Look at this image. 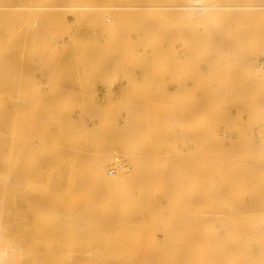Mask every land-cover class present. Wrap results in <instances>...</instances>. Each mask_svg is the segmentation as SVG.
<instances>
[{"label": "bare ground", "instance_id": "bare-ground-1", "mask_svg": "<svg viewBox=\"0 0 264 264\" xmlns=\"http://www.w3.org/2000/svg\"><path fill=\"white\" fill-rule=\"evenodd\" d=\"M24 1H27L25 2V5H20V4L13 5V4H4L6 0H0V9L8 8L10 10L8 11V14H13L15 16V21H13V19H10L11 17L9 18V16L11 15L7 16V18L10 20L9 27L5 25L8 22L7 19L0 20V27L1 29H3V31L0 33V84L4 86L9 85L15 87V88H9L10 90L12 89L15 92V95L12 96L9 102L10 108H9L8 116L10 118L9 121L10 126L8 128L3 127L4 114L2 113L3 110L2 104L4 102V99L3 97H1L2 95H0V117L2 116L0 120V141H1L0 142V264H149V263L151 264L150 261H152L153 256L155 257V255L153 254L151 260H149L150 259L149 254H147L148 256L147 255L145 256V254L147 253V249L149 248V247L147 248L146 245H145L146 252L144 251L142 253L144 254L145 257L141 256L140 254L139 257L136 255L138 258H140L139 260H143L144 258L145 260L143 261L145 263L144 262L133 263V261H131L130 259L125 258L127 256L130 257L129 255L130 252L132 251H130L129 254H125L123 250H120L121 245L119 242H117V240L119 241V239H114V237H117L116 235L117 229L115 231L116 236L114 235V231H112L113 234L109 235V233H111V230L115 229L114 227L116 226L117 228L120 227L114 224L115 220H113V225L115 226L113 227V229L110 228V230H108L110 227L107 226L108 224L102 223L103 228L105 225L108 227V228L105 227L103 229V232L104 230L109 231L107 233L109 236L112 235L114 236L113 240H115V244L119 243V246L118 244L114 245L115 246L114 251L116 252L122 251V253L120 252L122 256L123 255L124 256L127 255V256L122 257L118 260L114 256H103L104 254H107L109 252L107 248H106L107 252L104 249L105 248L104 241L101 242L102 240H104V238L102 239L100 235V231H101L100 228H99L100 231L98 230L99 233L96 230L99 236L98 237L96 235L98 237L97 238L95 236V234L97 233L96 232L95 234L93 233L95 227L92 228V226L88 225L90 220L88 219L89 214H87L86 216H83V213L82 216L76 215V213H78L77 208L81 209V212L83 210L82 207L81 208L78 207L80 201L76 199V197L78 196L77 193L80 195L79 191L77 192V185L81 187L80 192L82 193V196H86V198L89 197L88 198L89 204H90V200H93L94 198V197L93 198L90 197L95 196L96 195L94 194L95 192L98 193L100 197H101L100 193H103L104 195L108 193L107 196L111 195L110 192H116L113 193L112 196H114V194L117 193H119V195L120 194L122 195L123 192L129 194L130 193L128 192L129 186L128 188L125 187L126 190L128 191H126L125 188H123L122 193H120L121 191H118L122 189V186L125 185V183L128 184V182H126L125 179L127 176L126 172L128 166L129 164H132V166L135 167L134 169L135 172H137L139 171L138 170L139 167L142 168V166L146 163L145 162L146 160L144 161L142 160L144 163L142 161L140 162L141 160L140 158L139 161L138 158L135 161L130 160L133 158L132 153L130 151L131 148L128 149L129 151H127V154L125 155L126 160L123 161L121 164L120 163L116 164V158H113L112 156L108 157L107 155L102 156L99 153L95 154L96 156L94 155L95 159L92 161L86 160L87 161L86 162V161H81V159L78 160L77 158L79 156H77L76 154H81L80 152L81 149L76 148L73 145L78 146L79 142H82L83 136L81 138L78 137L77 131L74 130L73 127L68 128L67 130H63L64 132H58L57 134L54 135H52L51 132L50 134H48L42 128L41 120L44 121L52 118L51 120L54 121V123L59 124L60 120L58 115L56 114L59 109V105H57L54 100H49V99L45 100V98L43 97L35 98L33 96L32 97L30 96L31 94L30 87L35 96L34 92L39 90L38 89L39 82L37 80L38 77L36 76L35 72L32 73L30 78L29 71L27 68L29 63L35 62L41 68L53 63H58L60 59H62L64 56L62 55L61 58V55L57 54V50H59L60 48L58 43L59 40L57 41V38L58 39L60 38L63 44H66L65 43L66 37L69 38L68 40L69 42H73L74 40L77 39L79 42L83 43V46L85 48L90 40V38L86 35L89 34L92 36L93 31L88 30L86 31V35H83L82 28H80V31L77 29V26L80 27V24H75V22L73 26L76 27L73 26L64 27V28L62 27V19L61 17L60 19L57 17L61 15L62 6L60 3H62L63 0H37L39 2H35V0H24ZM104 1L111 3L109 4V6L110 5L113 6L112 5L113 0H104ZM260 1L261 0H256L254 3L250 2L244 7H247L248 12L251 14L254 15L264 14V2H260ZM37 4H39V8L35 9ZM125 5L126 4H124V6ZM129 5L130 7L131 6L140 7L139 5H135V6L131 4ZM129 5L127 4L128 7ZM109 6L107 7L109 8ZM116 6L122 7L123 4L122 5L114 4V7ZM16 7L17 8L25 7V10H22L21 12H15L12 9ZM95 7L97 6L96 5L81 6V8L83 9L82 17L83 18L85 16L87 17L89 16V14L98 16V13L100 11L96 10ZM118 7L116 8L120 9ZM191 7L199 8L201 6L192 5ZM89 8L91 9L89 10ZM93 8L94 10H92ZM148 8L153 10L155 9L162 10L165 8V6L161 4H154L149 6ZM129 11H125V12L127 13L129 12V15H131V10ZM119 12L122 14L121 9L119 10ZM133 12L134 11H132V13ZM121 17H119V19ZM125 17L132 19L131 18L132 15L131 17L130 16H125ZM116 19L111 18L110 20L116 23ZM107 20L109 21V19ZM126 22L125 20L123 22H118V26H114L115 29L109 26L106 27L104 26L106 29L105 28L102 29L100 33V36L103 37L101 43L89 49L86 52L88 54L83 53L85 52V49L81 50L82 55H79L80 57H78L77 59H72L71 62L73 61L77 62L78 60H79L78 62L88 61V58L85 56L90 55V53H93V50L96 49L97 52L93 53L90 56L89 58L90 61L100 62L104 60L105 57H108L112 54H115L120 51L125 52L124 51L125 48L123 47L124 46L126 47V45L129 43L126 42V40L129 41V39H131V36L129 38L128 34L126 33L128 31L131 32L129 33L131 35L133 33V31L129 28L130 24L128 25ZM114 23H112V25L110 23V25L113 26ZM132 26L134 27V25ZM139 28L141 29V27ZM69 29H72L74 31V34H71ZM116 29H121L122 31L124 30L123 32L121 31V33L125 34L123 36L124 37L127 36V39L124 38L122 40V38H119L118 34L116 33L117 31L114 32ZM112 34L115 37H112L113 36ZM229 35L231 34H228V37ZM214 36L216 40H213L211 44L207 46H202V58L199 59L200 65L205 67V70L208 71L207 72L208 102L206 106L207 108L209 107L210 110L206 112L202 111L198 115L197 113L195 114V112H192L191 114L188 115L185 122L187 132H189V135L186 134V139H187V144L190 146V151H189L188 159L186 158L187 161L185 162V164L183 162L184 166L181 163L182 165L181 167L183 169L185 167V171H186V166L189 163L188 166L190 170L187 171H189L190 174L188 172L189 174L188 176V174L187 175L183 174L184 172L181 173L183 175H186L187 178L186 179L185 177H182L183 180L186 179V184H184L185 182H183V180L182 183L186 186V191H188V193L187 192L186 193L188 195L185 193V191H183L182 193L180 192L179 195L182 194L181 196H183V198L181 197V199L180 198L178 199H180L179 203L180 205H182L181 200H184L185 202V200H187L186 196L187 197L189 196L191 198L188 199L189 205H187L186 203L188 208L187 207L185 208V209H189V211L188 210L185 211L186 212L185 216L186 215L191 216L189 220L187 219L188 220L187 222H189V224L185 222L187 223L186 226L190 227L191 231L187 232L189 231L188 229L185 232L184 230L187 236L182 231L184 234V235L181 234L182 241L187 239L188 247L186 246V249L182 250L183 251L182 253L181 251L179 252L180 253L179 255L182 258L179 261V263L176 264H188V260L196 256L199 257L209 256L210 258L217 259L219 261L217 264H264V83L263 81L262 82L257 81V83L253 81L254 75L257 73L259 75V76L257 75V77H260L262 73L261 70L264 68V67L256 66L255 61L253 59L255 55L264 53V31L261 33H258L256 30H253L251 32H246L244 34L241 32H236L235 34L232 33V37H233L232 45H224L225 39L220 37L219 32ZM211 37L212 34H208V33L200 35L201 40H207ZM119 40H122L123 44L125 45L122 46L119 45V43H115L116 41ZM140 40L144 41L143 39ZM112 43H114V46L118 44V46L115 48L116 51L110 49L111 45L113 47ZM214 46L219 47L217 56L215 58L210 57V54L213 51L212 48ZM127 51L125 53H122V57L124 56V54L126 56L121 58L124 60L125 58H130L131 60H135L131 58L129 54L131 53V55L133 56L136 50L134 51V53L133 51L131 52V50L130 53L129 50ZM146 52H147L146 50H141V62L144 64L161 63L168 65L174 62L175 60L174 56L169 55L171 50H169V52L168 51L165 52V50H163L162 53L163 52L164 53L161 57L146 56ZM127 54L129 55L128 57ZM231 54H234V56L231 58L228 57ZM135 57H137V55ZM137 63H138V57H137ZM227 64H232V66L236 65L239 69V75L241 74V76L245 78L246 83L242 84V87L240 86V94L249 95L250 105H251L250 109L245 108L247 110L245 113L228 114V113L219 112L220 110L219 80H218L217 72L212 69H218L219 67ZM41 72L42 71H40V74ZM250 81H253V83H249ZM142 98L143 97H141V99ZM148 98L150 97H148L147 95V99ZM150 102L154 103V100L152 99ZM148 106L149 105H146V108H149ZM54 107H56L57 109L56 112L54 110ZM153 109L157 110V108H153ZM152 110L149 111V113H151ZM165 110H161L162 113H159L160 110L158 112L153 110L154 111L152 112L153 116L151 115L152 119L155 120V122H151L153 123V125H155V128L152 126V130H156L155 132L156 136L159 135L160 132L159 137L162 135L161 131L166 132L168 131V128H170L171 130L173 129L172 133L175 131L173 122L176 120L171 121V127L169 125V118L170 120H172V118L175 119V117L172 114H171L172 116L171 115L167 116L169 112L167 111L168 114H166L167 112ZM141 111L138 113V119L140 118L141 122H143V118H141V116H143L145 120L148 118L151 121V117L150 118L149 116L147 117V115H149L148 112L146 111V117H145L144 116L145 114L143 115V113L145 112L142 111L143 112L142 113ZM163 112L165 113V115H163ZM140 113H142L141 116ZM135 116L137 118V114ZM176 116L180 117L179 121H176V123L174 122L175 125L177 126L176 127L177 129L182 124V123L179 124L182 118L179 115ZM27 117H30L31 120L30 126L27 124ZM163 117L165 118L164 121H163ZM166 117L168 119H166ZM148 119H147L148 123H145L146 121L144 120V124H146L145 129H147L146 127L150 125V132H151L152 124L150 123V121H148ZM22 120H24V123L22 122ZM134 120L136 119L134 118ZM201 121L204 122L203 123L204 125L201 129H197V124ZM140 130H142V127H140ZM140 130L136 131L138 132V135ZM133 131L135 132V130ZM178 131L179 130H176V132ZM134 132L131 131L130 133L128 131V133L131 135H134L135 134ZM253 132L259 133L260 135L259 143H256L254 141ZM129 134L127 136L128 138H129ZM163 135L162 138L160 137V140H165ZM166 135L168 136L167 132L165 136ZM8 136H10L12 139L13 147L12 146L7 147V144H5ZM150 137L149 139L151 140ZM158 138L157 141L155 139V145H157L156 143L158 142ZM174 138H176V136ZM23 139L26 141V145H24L25 151L23 150L24 151L23 154H25V159L19 160L20 156L22 157L23 155L20 154V156L16 160L13 153L19 149H23ZM141 146H143V144ZM178 151H179L178 152L179 155H181L180 150ZM73 156L74 159H71ZM91 156H93V154ZM127 157L130 159L128 160ZM135 157H138V155L134 156V159ZM109 162L110 163L114 162L112 164L114 166V170H117L116 178H111L108 175V172L106 170V165L109 164ZM22 164L24 165L23 173L20 167V165ZM179 166L180 163L178 164V166L176 164V166L174 167L175 168L174 172L176 171V168L181 169V167ZM180 169L178 172H180ZM155 174H156V169H155ZM178 174L180 175V173H177V175L174 173L173 175L178 176ZM158 175L157 176L155 175L154 178H157ZM150 176H148L147 179L149 180V182H150L149 179ZM166 178H171V177H166ZM173 178L174 177L172 176V179ZM22 179L24 183H21ZM139 179L138 181H140ZM174 181L175 183L177 182L176 180ZM151 183L152 182H150L149 185H151ZM156 183L157 186H159V183L161 184V179L159 183L158 182ZM140 184L143 183L140 182ZM149 185L147 184V186ZM154 186L156 187L155 183ZM173 186L174 185H172V187ZM161 187H162L161 185L159 186V188L156 187V189L159 192V195H162V193H164V190L162 193H160ZM155 191L153 190V194H151L152 191L150 190L151 193H149L148 199L150 198L151 195L155 194L154 196H151L150 201L154 197V202L157 205L158 200L155 199L157 198L156 196L157 192ZM169 191H172V189H169ZM23 193H25V195H28L29 197L27 203L25 202L27 205V207L25 208H27L26 211L28 213V217L27 216L23 217L25 215L22 216L21 214V212L23 211L22 209L24 207H22L23 205L21 206L20 204L21 203L20 197L21 194L23 196ZM126 193H124L123 196H125ZM98 194L96 195L97 198L99 197ZM170 194L174 195L173 193L169 192V195ZM184 194H185V198H184ZM119 195L117 194L116 197L117 196L119 197ZM163 195H164L163 197L166 196L165 193ZM172 195L171 197H173ZM132 196H130L129 194L128 197V195L126 194L125 197L131 198ZM13 197L15 200H13ZM24 197L27 198V196H23L22 199H24ZM106 197L105 199H108L110 196L108 198ZM173 199L170 200L171 202L167 200L169 207L168 204L166 205L168 208H170ZM124 200L123 203L125 202ZM129 200L126 201V204L129 206L127 210L128 209L130 210V205L132 206V200H137V197L136 198L134 197V199L130 200L131 203ZM145 200H146L145 198L142 200L139 197V205L141 203V206H143L142 209H144L141 211L142 213H139V211L138 212L136 211L137 213L134 212L136 209L133 210V208L135 207L137 208V206L140 208V206L137 203L134 205L136 201L135 202L133 201V206H132L133 211L132 210H130V212L128 211V214L133 212L135 217L136 215L138 217L139 216L138 214L142 215V217H144V220L143 218L141 220L144 221L142 222V224L144 225V223L145 224L147 223V219L145 218V216H143L144 214L143 211L148 212L146 207L147 205L149 206L150 204L149 207L153 206L152 209L154 210L155 207L156 210L153 212L152 209L149 210L151 211V213H153L149 215L150 216L153 215L154 217V214H157L156 216L158 218L160 215L161 217H163V219L160 218V222L161 224H163L162 221H164V218L166 217V216L164 217L163 213L160 212L161 210L160 208L163 205L162 204L160 205V203L158 202L159 206L157 208V206L153 204L154 202L151 203L146 200L147 201L146 204L144 202ZM83 201L84 200H82V202ZM175 201L178 202L177 199ZM82 202L80 206L82 205ZM114 204L115 202L113 203L111 200L110 206H112V208ZM143 204H146L145 207ZM93 205L96 206L95 204ZM93 205L91 203V208L93 207ZM107 205H109V203H107ZM115 205H117V203ZM149 207L148 209H150ZM112 208H110L111 211H113ZM139 208H137V210ZM107 209H109V206ZM139 210H141V208ZM162 210L163 212L165 211V209L163 208ZM174 210H176V208ZM90 211H91L90 208L86 210V212H90ZM114 211H116V209H114ZM156 211L159 212L157 213ZM171 211L173 210L171 209ZM119 212H120V208H119ZM111 213L112 212H110V215ZM116 213L117 215L120 214V213L118 214V212ZM178 214L180 215V211H178ZM178 214L176 213L175 215L177 219L179 216ZM117 215L115 216V212H114V219L115 217L116 219L119 217V216L117 217ZM109 216L108 214L106 215L107 218ZM127 217H130V220L131 219L133 220V214L132 215L129 214ZM155 218L153 219L152 217H150V220L153 219L157 224V222L159 221L157 220L158 218L156 219ZM170 218H168V221H170ZM126 220H128V218ZM130 220H128L129 224L127 226L132 227L134 224L133 223L134 220L131 223ZM22 221L23 224L19 225V222ZM135 223H137V221H135ZM138 223H140L139 218H138ZM138 223L135 225H138ZM149 224L145 226L146 227L148 226V228L150 226V229H152L153 231L155 230L154 232L151 233L152 235L153 233L155 235V232L156 233L160 231L165 232V230H167L168 228L169 230L167 231L168 234H170V227L174 225V224H169L168 222L167 224L164 223V225H166L165 226L166 229L161 230L158 227L156 228L154 227L157 225L153 224L154 227L153 229L151 225L152 223L150 225ZM125 227L126 226H124L122 229H124ZM121 228L119 229L121 230ZM137 228L140 227H135V229L133 228L134 229L133 233L136 231ZM173 228H175V226H173ZM178 228L176 232L178 231V235H179L180 230ZM181 229L183 230L182 227ZM107 233H101V234H103V237L105 234L106 237L108 236ZM86 234H88V236H86ZM93 235L95 236L96 241L92 240ZM119 235H121L122 237V232L119 233ZM138 235L136 236V238L138 237ZM149 235L150 233H148V237ZM152 235H150L151 238L148 239L149 242L150 240L151 241L154 240L155 243H157L156 242L157 239L155 237H152ZM124 236L122 238H124ZM85 237L86 238L92 237V239L89 238L90 241L88 239V244L91 245V247L88 245L90 248L89 247L87 248L89 249H91L92 246L95 243H97L99 238L101 237L100 245H98V243L96 245L100 246L99 249H102L101 246L103 245L104 247L103 255L97 254L96 256H94L95 255L94 252L96 250L98 251V247L96 248V250H94L95 249L94 247L93 249L94 251L88 249L85 250V253H89L90 256L88 255L87 257H85V255H82L81 257L80 256L75 257V253L77 251H82V249H85V245L87 246V242H85L86 241ZM168 237L169 240L170 238L172 239L171 240L172 245H173V240L175 239L181 240L179 236H176L175 238V233L174 232L172 233V230H171V235H168ZM106 238L108 239V237ZM125 238L127 240V236H125ZM128 238L129 240L128 242L127 241L126 242L129 245L130 237ZM107 239H105V241ZM28 240L31 241V243L28 242L31 245L27 244ZM122 240L123 239H120L121 242ZM176 240L174 241V245L176 244V246L173 248L174 250L175 248H177ZM146 242L147 239H145L144 242L142 243L145 244ZM189 243L191 244L189 245ZM112 244L114 243L112 242ZM153 245L154 243H152V245L151 243H148V246H150L151 248L153 247ZM124 246L127 247V245L125 244ZM132 246L133 245L127 247L126 252L128 251V248L130 249V247ZM112 247L109 249L113 251L114 248L112 249ZM118 248L119 250H117ZM151 248L149 249L151 250ZM122 249H124L123 246ZM149 249L148 251H150ZM154 249L156 250V246ZM134 251L136 250L134 249ZM152 251L153 249L151 250V252ZM154 251L152 253H154ZM61 253L63 254L65 253L63 258L62 257L60 258ZM98 253H100V251ZM176 253L178 254L177 251L174 252V254ZM121 254L119 255L121 256ZM162 256L157 257V259H155L154 261L155 263L153 264H174V260H175L173 259L174 257L168 255L167 257H162ZM146 257L147 258L149 257L148 259L149 262L146 259ZM80 258H84V260L81 259L80 261L79 260Z\"/></svg>", "mask_w": 264, "mask_h": 264}, {"label": "rangeland", "instance_id": "rangeland-1", "mask_svg": "<svg viewBox=\"0 0 264 264\" xmlns=\"http://www.w3.org/2000/svg\"><path fill=\"white\" fill-rule=\"evenodd\" d=\"M255 1L256 0H113V2H112L113 6L110 5L111 7L109 6V4H111V3L106 2L104 0H65V2L63 0V2L60 3L62 6L61 7V15L58 16L57 18L60 19V17H61L63 28L64 27H70V26L72 27L74 22H75V24H80V27L77 26V29L80 31V28H82L83 35H86V31H88V30L93 31V33H92L93 35L92 36L89 34L86 35L90 38V40L88 42V45L85 48L83 46V43L79 42L77 39L74 40L73 41L74 43H73V42H69L68 41L69 38L66 37V40H65L66 44H63L62 41L60 40V38L59 39L57 38V41L59 40L58 43L60 46L59 50H57V54L61 55V58H62V55L64 56L62 59H60V61L58 63H53V64H50L48 66L42 67V68L40 66H38L35 62L29 63L27 68L29 71L30 78H31L32 73L35 72L36 76L38 77L37 80L39 82V88H38L39 90L34 92L35 96L32 92L31 87L29 86L30 87V93H31L30 96L31 97L33 96L35 98H40V97L42 98L43 97V98H45V100L46 99L54 100L56 102V104L59 105L58 111H57L56 107H54V110H55V112L57 111L56 114L59 117L60 123L59 124L54 123V121L51 120L52 118L44 120V121L41 120L42 128L48 134H50V132H51L52 135H54V134H57L58 132H64L63 130H67L68 128L73 127L74 130L77 131L78 137L81 138L83 136L82 142H79L78 146L73 145L74 147L81 149V150L79 149L81 154H76L77 156H79L77 159L78 160L81 159V161H86V160L92 161L95 159L94 155L99 153L102 156H106V155L108 157L112 156L113 158H116V164H118V163L121 164L123 161L126 160L125 155L127 154V151H129L128 150L129 148H131L130 151L132 153L133 158L130 159L127 157L128 160L130 159V160L135 161L137 158H138V161H139V158L141 159L140 162L142 160L143 161L146 160L145 161L146 163L142 166V168L139 167V169H138L139 171H137V172H135V170H134L135 167H133L132 164H129L127 172H126L127 176L125 178L126 182H128V184L125 183L126 186L123 185L124 187L122 186V189L118 190V191H121L120 193H122L123 188H125V187L128 188V186H129V188H130V189L128 188L129 191L126 190V188H125V190L130 192L129 193L130 196L133 195L131 198H128L129 194L126 192H123L122 195L121 194L119 195V193H117L119 195V197L117 196L118 198L116 197L117 194H114V196H112V194L116 193V192H110L111 193V195H109L110 197L107 196L108 193L106 195H104L103 193H100L101 194V197H100V195L95 192L94 194H96V195L98 194L99 197L97 198L96 195L91 196L90 198L94 197L95 199L93 198V200H90V204H89V202H88L89 197L86 198V196H82V193L80 192L81 187H79L77 185V192L79 191L80 195L77 193L78 196L76 197V199L80 201L78 207H80V208L82 207L83 210L81 212V209L77 208L78 213H76V215L82 216V213H83V216H86L87 214H89L88 219H90V220H89L88 225L92 226V228L95 227L94 232H93L94 234H95V232L97 233V231L100 228V230H101V231L99 230L100 235H101L102 239L104 238V240H102L101 242L104 241V247L105 248L102 245L101 246L102 249H99L100 246H98V245H100V240H101V237H100L98 242H97L98 245H96L97 243H95L92 246V248L89 249L91 247V245L88 244V239L89 238L92 239V237H87V238L85 237V239H86L85 242H87V246L85 245V249H82V251H77L78 253L77 252L75 253V257L76 256L81 257L82 255H85V257H87L89 255V253H85L86 249L94 251L98 247V251L96 250L97 252L96 251L94 252V254H95L94 256H96L97 254L103 255V253H104L103 248L105 249L106 252H107V250H106V248H107L109 253L104 254L103 256H114L118 260L122 257L127 256V255L122 256V254H121L122 251H120L121 253L118 251H117L118 253L116 251H114L115 250L114 245L118 244V246H119V243H120V245H121L120 250H123V252L125 254H129L130 251L133 252V253L130 252V255H129L130 257L127 256L125 258L130 259L131 261H133V263H139V262H144L143 260H145L143 257H142L143 260H139L140 258H138L140 255L144 256V254H142V253L146 250L145 245L147 246V248L148 247L151 248L150 246H148V243H151V245H152V243H154L153 247L151 248V250L153 249V251H154L155 250L154 248L156 246V250L154 251V253H152L153 251L151 252V250L148 248L150 251H148V249H147V253L145 254V256L147 254H149V256H150V259H149V257L148 258L146 257L147 260L148 259L151 260L153 254L155 255V257L153 256L152 261H150L151 264L155 263L154 262L155 259H157V257H161L162 255H163L162 257H167V255L174 257L173 258V259H175L174 264L179 263V261L182 258L179 255L180 254L179 252L181 251V253H182L183 252L182 250L186 249V246L188 247L187 239L184 238L185 240L182 241L181 234H183L184 230H185V232L188 229H189V231H187V232L191 231L190 227L186 226L187 223L189 224V222H187V221L191 218V216H189V215L185 216V214H186L185 211H187V210L189 211V209H185V208L186 207L188 208V206H187V205H189L188 199L190 197L186 196L187 200H185V202H184V200H181L182 205H180V203H179V200L181 199V197L183 198V196H181L182 194L179 195L180 192L182 193L183 191H185V193L186 192L188 193V191H186V186L184 184H186V179H187L186 175L189 172L187 170H190V168L188 166V164H189L188 162H187L188 164L186 166L187 172L185 171V167H184V169L181 167L183 165V162L185 164V162L187 161L186 158L188 159L189 151H190V146L187 144V139H186V134L189 135V132H187L185 122H186L188 115L191 114L192 112H195V114L197 113V115H198L202 111L206 112V111L210 110V108L209 107L207 108V106H206L207 102H208L207 101V83H208L207 72L208 71L205 70V67L201 66L200 62H199V59L202 58V46H207V45L211 44V42L213 40H216V38H214L215 37L214 35L217 34L218 32L220 33V37L225 39L224 45H232V41H233L232 33L235 34L236 32H241L244 34L246 32H251L253 30H256L258 33L263 32L264 31V14H261V15L251 14L248 12L247 7H244L245 5L249 4L250 2L254 3ZM25 2H27V1H24V0H6V2L4 4L25 5ZM35 2H39V1L35 0ZM260 2H264V0H261ZM114 4L115 5H119V4L122 5L123 4L122 7H118V6H116V7L120 8L121 12L124 11V8H125V11L131 10L132 17H131V15H129L130 11L128 13L124 11L121 14L119 12L120 9H117L116 7H114ZM124 4H126V5L124 6ZM127 4L128 5L131 4L134 6L139 5L140 7H138V6L137 7L131 6L130 7V5L128 7ZM154 4L164 5L165 8L162 10L161 9L153 10V9L148 8L149 6L154 5ZM86 5H89V6L90 5H94V6L96 5L97 7L99 6L100 8L95 7L96 10L100 11L98 13V16H94L93 14H89V16H87V17L85 16L83 18L82 17V10L83 9L81 8V6H86ZM192 5L201 6V7L194 8V7H191ZM107 6H109V8ZM112 7L114 8L115 12H114ZM36 8H39V4L36 5L35 9ZM102 8H104V9H102ZM90 9L91 8H89V10ZM12 10H14L15 12H21L22 10H25V7H18V8L16 7V8H13ZM92 10H94V8ZM8 11H10L8 8L0 9V20L1 19H7L8 22L5 25L9 27L10 26V20L7 18V16L11 15V16H9V18L11 17L10 19H13V21H15V16L13 14H8ZM132 11H134V12L132 13ZM124 14H126V15H124ZM13 16H14V18H13ZM125 16H130L132 19L127 18ZM119 17H121L122 20H121V18L119 19ZM40 18H41V16H40ZM111 18L112 19L117 18L120 21H118L116 19V23H114V21L112 22L110 20ZM107 19H109L110 22ZM124 20H125V22L127 20L126 23L128 25L130 24L129 28L133 31L132 35L129 34V33H131L129 31L126 33V34H128L129 38L131 36V39L128 38L129 41H127L126 40L127 36H125V37L123 36L125 34L121 33V31H122L121 29H116L114 32L117 31L116 33L118 34L119 38H122V40L124 38H126L125 39L126 42H129L128 44L126 43L127 44L126 47L125 46L123 47L126 49V50L124 49L125 52L127 50H129V53H130V50H131V52L133 51V53H134V51L136 50L135 51L136 54L134 53L133 56L131 55V53L129 54L130 57L135 59V60H131L130 58H125V60L122 59L126 55L124 54V56L122 57V53H125V52L120 51V52L112 54L108 57H105L104 60L101 59L102 61H100V62H98V61L93 62V61H90L89 58L93 53L97 52V49L94 48L96 50H93V53L89 52L90 55L85 56L88 58V61L78 62L79 61L78 60L77 62L76 61L71 62L72 59H77L78 57H80L79 55H82L81 50L85 49V52H83V53H86L89 49H91V48L95 47L96 45H99V43H101V41L103 39V37L100 36L102 29H104L106 26H109V27L115 29L114 26H118V22H123ZM129 20H130V22H129ZM71 23H72V25H71ZM110 23H111V25H112V23H114V25L111 26ZM132 25H134V27ZM73 27H76V26H73ZM139 27H141V29ZM232 27H234V28H232ZM69 30H70L71 34H74V31L72 29H69ZM2 31H3V29H1V27H0V33ZM207 33L212 34V37L207 39V40H201L200 35L201 34H207ZM228 34H231V35H229V37H228ZM112 37H115V36L113 35ZM140 39H143L144 41H142ZM122 40H119L116 42L113 41V42L119 43V45L123 46L125 44H123ZM120 42H121V44H120ZM112 44H113V47L111 45L110 46L111 48L110 47L109 48L112 50H115V48L118 46V44H116V46H114V43H112ZM64 49H65V51H64ZM212 49H213V51L210 54V57L215 58L217 56V52L219 50V47L214 46ZM141 50L147 51L146 56H153V57H161L164 53V52L162 53L163 50H165V52H167V51L169 52V50H171L169 55L174 56L175 60H174V62H172L171 64H168V65L161 64V63L144 64L141 62ZM175 51H176V53H175ZM86 54H88V53H86ZM129 55L127 54V57ZM136 55L138 57V63H137V57H135ZM233 56H234V54H231L228 57L231 58ZM253 59L255 61L256 66L264 67V53L255 55V57H253ZM212 70L216 71L218 74L219 87H220L219 88V98H220V101H219L220 110H219V112L228 113V114H237V113H245L247 111L245 108L250 109V107H251L250 96L247 94H240V86L242 87V84H244L246 82H245V78L242 77L241 74L239 75L238 67L236 65L232 66V64H227V65L219 67L218 69H212ZM40 71H42L41 74H40ZM261 71H262V73H261L260 77H257V75H258L257 73L253 77V81H255L256 83H257V81H261V82L263 81V83H264V68ZM238 76H239V78H238ZM31 81H32V79H31ZM253 81H250L249 83H253ZM9 88H15V87L9 86V85L4 86V85L0 84V95H2L1 97H3V99H4V102L2 104V107H3L2 113L4 114V117H3L4 118V120H3L4 126L3 127H6V128H8L10 126V124H9L10 118L8 116L9 108H10L9 102H10L12 96L15 95V92L12 89L10 90ZM40 93H41V95H40ZM140 94L144 95V96H141ZM147 95L150 98L147 99ZM141 97H143V98L141 99ZM149 99H150V101L153 99L154 103L150 102ZM149 102L153 105H151ZM142 104H145V105H142ZM146 105H149L148 106L149 108H146ZM141 108H142V111H144L145 113H143L141 111ZM143 108H144V110H143ZM153 108H157V110L153 109ZM152 109L156 112H158L160 110L159 113H162L161 110L166 109L165 111L169 112V114H168V112L166 113V114H168L167 116H170L171 114L174 115L175 119L172 118V120H170V118H169L170 127H171V121H174V120L179 121L180 117H178L176 115L181 116L182 119L180 120L179 124H181V123L182 124L179 126L180 129L179 128L176 129V127H177L175 125L176 121H174L175 123L173 122V126L175 127L174 132H176V130H179V131L176 133H174V132L172 133L173 129L171 130L170 128H168V131H166L168 136L167 135L165 136V134H166L165 131H163V132L161 131L162 135L164 133L163 137L165 140H160V137L162 138V135L159 137L160 132L158 131L159 135L156 136V133H155L156 130H152V126L155 128V125H153V123H151V122H155V120L152 119V116H153L152 112H154ZM151 110H152V112L149 113V111H151ZM140 111L143 113V115L145 114L144 115L145 117H146V111H147L149 114V115H147V117L148 116H149V118L151 117V121H150V119L147 118L148 121H150V123L152 124L151 125V132H150V125H148L149 129H148V126L146 127L147 129H145V125H146V124H144L145 118L143 116H141L142 113H140V116H141V118H143V122H141L140 118L138 119V113ZM136 114H137V118L135 116ZM155 114H157V113H155ZM163 115H165L164 112H163ZM52 116H53V113H52ZM1 117H0V120H1ZM133 117L136 120H134ZM177 117H178V119H177ZM147 119L145 120L146 121L145 123H148ZM166 119H168V118L166 117ZM24 120H25V118H24ZM24 120H22L23 123H24ZM164 120H165V118L163 117V121ZM30 123H31L30 117H27V124L29 126H30ZM203 123H204L203 121L199 122L197 124V129H201L204 125ZM140 127H142V130H140ZM165 127H167V126H165ZM133 130H135V132ZM138 130H140L139 135H138V132H136ZM128 131L130 133L132 131L135 134L132 133L134 135H131L128 133ZM148 132H150V133H148ZM128 134H129V138L127 137ZM150 134H151V137H150ZM173 136L174 137L176 136V138H174ZM149 137L151 138L152 141L154 138L153 144H152V141L149 139ZM157 138H158V142L156 143L157 145H155V139L157 141ZM253 139L256 143H259L260 135L258 132H253ZM141 143L143 144V146H141L142 145ZM160 143H162V144H160ZM5 144H7V147H9V146L11 147L13 145L12 139L10 136H8ZM24 145H26V141L23 139V149H19L15 152L13 151L14 152L13 154H14L16 160L20 156V154L24 153V151H25ZM154 147H156V148H154ZM175 148H177V149H175ZM178 150H180L181 155H179ZM21 151H23V152H21ZM92 154H93V156H91ZM137 155H138V157H135V159H134V156H137ZM49 158H51V157H49ZM182 158H184V159H182ZM21 159L22 160L25 159V154H23L22 157L20 156L19 160H21ZM71 159H74V156ZM112 163H114V162H111V163L109 162V164L106 165V170L108 172V175L111 178H116L117 177V170H114V166ZM179 163H180L179 167H181V169L183 171L179 168L180 172H178L179 169L176 168V171L178 169L177 173H180V175H181L180 176L178 174V176H179L178 177V176H176L177 175L176 171L174 172V170H175L174 167L176 166V164L178 166ZM181 163H182V165H181ZM20 167H21V170L23 173L24 165L22 164V165H20ZM155 169H156V174H155ZM174 173L176 175H173ZM181 173L186 174V175H183ZM141 174H143V175H141ZM189 174H190V172H189ZM189 174H188V176H189ZM134 175H135V177H134ZM155 175L156 176L158 175V177L154 178ZM167 175H170V176H167ZM171 175L174 177L173 179H172ZM148 176H150L149 179H150V182H152L151 185H149L150 182H149V180H147ZM139 177H140V179H139ZM166 177H171V178H166ZM182 177L186 178V179H184L185 181L183 180ZM135 178L137 181L135 180ZM141 178H142V181H141ZM152 178H153V180H152ZM138 179L140 181H138ZM157 179H158V181H157ZM160 179H161V184L159 183ZM174 180H176L178 183L176 182L177 183L176 184ZM182 180H183V182H185L184 184L182 183ZM144 181H145V183H144ZM155 181L159 183V186L160 185L162 186L160 188V193H162L164 190V193L167 196V197L165 196L166 198L163 197L164 193H162V195H159V192L156 189V187L159 188V186H157V183ZM135 182H137V183H135ZM140 182H142L143 184H140ZM21 183H24L23 179H22ZM154 183L156 184V187L154 186ZM139 184H140V186H139ZM147 184L149 186H147ZM144 185H145V187H144ZM172 185H174L175 187L174 186L172 187ZM181 185H182V187H181ZM146 186H147V188H146ZM153 186L155 187L156 191H155ZM138 187H139V189H138ZM133 188H134V190H133ZM176 188L179 190H177ZM169 189H172V191H169ZM138 190H139V192H138ZM148 190H149V192H148ZM150 190L152 191V193L150 192ZM153 190L155 192H157L156 196L158 199L157 198H155V199L158 200L160 205L161 204L163 205L160 208L161 209L160 212L163 213L164 217L166 216L164 218V221H162L163 224H161V222H160V218L163 219V217H161L159 214H158L159 218L156 216L157 214H154V217H153V215H151V216L149 215V214H153V213H151V211H149L153 207V206L149 207L150 206L149 202H151V203L154 202V197L150 201L151 196L155 195V194L151 195V194H153ZM144 191H145V193H144ZM169 192L173 193L174 195H172V194L169 195ZM124 193H126L128 195V197H127L128 199L125 197L126 194H125V196H123ZM149 193H151L150 194L151 196L148 199ZM147 194H148V196H147ZM171 195L173 197L175 196L174 199H173V197H171ZM176 195H177V197H176ZM23 196H27V198L24 197V199H22ZM23 196L21 194V197H20V202H21L20 204H21V206L23 205L22 207H24L22 209L23 211L21 212V214H22V216L25 215L23 217H26V216L28 217V213L26 211L27 208H25V207H27L26 203H27L29 197H28V195H25V193H23ZM159 196L161 197V199ZM14 197H13V200H15ZM105 197L106 198L109 197V198L105 199ZM134 197L135 198L137 197V200H132V199H134ZM139 197L142 200L145 198L146 200L148 199L147 201H149L148 202L149 206L147 205V207H146L148 212L143 211L144 212L143 216H145V218L147 219V223L146 224L144 223V225L142 224V222H144L143 221L144 217H142V215H140V214H138L139 215L138 217H137V215L135 217L133 212L129 213L131 215L133 214V220L134 221L132 219L130 220V217H127L129 215L128 211L130 212V210H132L133 201L134 202L136 201L134 203V205L136 203L139 205ZM170 198L173 199V201L170 205V208H168L169 204H168L167 200L169 202H171ZM178 198H180V199H178ZM184 198H185V194H184ZM97 199H99V200H97ZM129 199L132 200V206L129 204L130 210L129 209L127 210V208H129V206L126 204V201H128ZM176 199L178 200V202L175 201ZM82 200H84V201L82 202ZM85 200L87 201V203ZM96 200H97V202H96ZM111 200L113 203L114 202H115V204L117 203V205H115V204L113 205V208H112V206H110ZM123 200L125 201L124 203H123ZM146 200L144 201L145 203L147 202ZM101 201H103V202H101ZM81 202H82V205L80 206ZM158 202H157V205L155 202L153 203L157 206V208L159 206ZM175 202H176V204H175ZM91 203H92V205L93 204L96 205V206L93 205V207H94V208L92 207L93 209L91 208ZM107 203H109V205H107ZM130 203H131V201H130ZM186 203H187V205H186ZM146 204H143L144 207ZM166 204H168V207ZM172 205H173V207H172ZM108 206H109V209H107ZM123 206H124V208H123ZM139 206H140L141 210H139L140 208L137 206V208H139V209L137 210L136 207L133 208V210L136 209L134 212L139 211V213H142L141 211L144 210V209H142L143 206H141V203ZM164 206H165V208H164ZM148 207L150 209H148ZM88 208L91 209L90 212H86V210ZM110 208H112L113 211H114V209H116V211H114L115 216L117 215L116 212H118V214L120 213L119 215H117V217L119 216L117 219H116V217L114 219V212L111 211ZM119 208H120V212H119ZM162 208L165 209L164 212H163ZM175 208H176V210H174ZM171 209L173 211H171ZM155 210H156V208L154 207V210L152 209V212ZM182 210H183V212H182ZM109 211L112 212L113 214L111 213V215H110ZM178 211H180V215L178 214ZM23 212H25V213H23ZM126 212H127V214H126ZM156 212H154V213H156ZM176 213L179 215V216L177 215L179 220L175 216ZM105 214L106 215L108 214V216L110 215L112 218L109 216L110 218L108 217L109 218L108 219ZM104 216H105V218H104ZM149 216L152 217L153 219L156 216V218H158L157 220L159 222H157V224H156V222L153 219L150 220ZM167 217L168 218L171 217L170 221L171 220L172 221L171 222L168 221ZM127 218H128V220H130V223L133 221L134 224L132 223L133 224L132 227L127 226L129 224V221L126 220ZM138 218H139L140 223H138ZM142 218H143V220H141ZM104 220H105V222H104ZM113 220H115L117 222L116 223L114 221V224L118 225V227L120 226L119 228H121L122 225H123V227L124 226H126V227L124 229H122L123 228L122 227L121 228L122 231H121L119 228H117V226L114 227L115 225H113ZM183 220H184V222H183ZM23 221L19 222V225L23 224ZM135 221H137L138 225H135V224H137V223H135ZM149 222H150V224L152 223L151 225H152L153 229H154V227L155 228L158 227L161 230L166 229V227H165L166 225H164V223L167 224V222L169 224H174L173 226H175V228H173V226L170 227V234H168V231H167V230H169V228H168L167 230H165V232H163V231L162 232L160 231L157 233L155 232V235H154V233L152 235L151 233L154 232L155 230L153 231L152 229H150V226H149V228H148V226L147 227L145 226V225H148ZM178 222H180V223H178ZM185 222H187V223H185ZM102 223L108 224L107 225L108 227L110 226L108 230H110V228L113 229V227L115 228L114 230H111V233H109V235L113 234L112 231H114V235H115V231L117 229V231H116L118 233V234L116 233L117 237H114L113 235L109 236L107 233L109 231L104 230V232H103V229L107 226L105 225L103 228ZM153 224H155L157 226L153 227ZM175 224H177V225H175ZM111 225H113V226H111ZM142 225H143V227H142ZM178 225H179V228H178ZM180 226L183 228V230L181 229ZM96 227H97V229H96ZM135 227H140V228H137L136 231L133 233ZM176 227L181 231V232L179 231V235H178V231L176 232V230H177ZM131 229H132V231H131ZM143 230H144V233H143ZM171 230H172V233L173 232L175 233V238H176V236H179V238H181V240L175 239L177 241V248H175V250L173 249L176 246V244L174 245L175 240H173V245H172V241H171L172 239L170 238V240H169V237H168V235H171ZM99 231H98V233H99ZM121 232H122V237L124 235L127 236V240H126L125 236H124V238H122L121 235H119V233H121ZM98 233L95 234V236L96 235L98 236ZM101 233H107L108 236H106V237H108V239L105 237V234L103 237V234H101ZM148 233H150V235H152V237H155L157 239L156 240L157 243H155L154 240H152V241L150 240V242H149L148 239H150L151 236L149 235V237H148ZM137 235H138V237L136 238ZM185 235H186V233H185ZM86 236H88V234H86ZM95 236L93 235V239H92L93 241H96ZM113 237H114V239H119V241L117 240V242H119V243L115 244V240H113ZM128 237H130L129 245L127 243L129 240ZM105 239H107V240L105 241ZM120 239H123L122 242L120 241ZM145 239H147V242L145 244H143L142 242H144ZM167 239H168V242H167ZM89 241H90V239H89ZM28 242L31 243V241H29V240L27 241V244L31 245ZM112 242L114 244H112ZM122 243H123V245H122ZM140 243H141V245H140ZM124 244L127 245V247H129L131 245H133V246L130 247V249L128 248V251L126 252L127 247L124 246ZM190 244L191 243H189V245ZM163 245H164V247H163ZM122 246L124 247V249H122ZM143 246H144V249H143ZM181 246H182V249H181ZM87 247H89V248H87ZM94 247H95V249H94ZM111 247H112V249L114 248L113 249L114 253L112 250L109 249ZM159 248H160V250H159ZM134 249L136 251H134ZM117 250H119V248ZM170 250H171V252H170ZM99 251H100V253H98ZM176 251L178 252V254L177 253L174 254V252H176ZM158 253H159V255H158ZM76 254H78V255H76ZM119 254H121V256ZM64 255H65V253L64 254L61 253L60 258L61 257L63 258ZM81 259L84 260V258H80L79 260L81 261ZM149 260H148V262H149ZM218 262L219 261L217 259L210 258L209 256H201V257L196 256V257H192L188 260V264H204V263L217 264Z\"/></svg>", "mask_w": 264, "mask_h": 264}]
</instances>
